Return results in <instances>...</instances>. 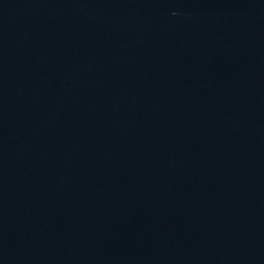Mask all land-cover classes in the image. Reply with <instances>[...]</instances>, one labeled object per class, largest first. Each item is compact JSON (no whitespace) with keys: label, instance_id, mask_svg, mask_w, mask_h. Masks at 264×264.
<instances>
[{"label":"water","instance_id":"water-1","mask_svg":"<svg viewBox=\"0 0 264 264\" xmlns=\"http://www.w3.org/2000/svg\"><path fill=\"white\" fill-rule=\"evenodd\" d=\"M0 264H264V0H0Z\"/></svg>","mask_w":264,"mask_h":264}]
</instances>
